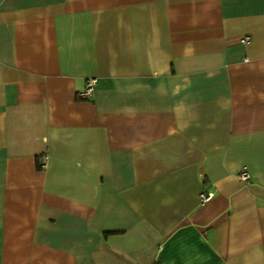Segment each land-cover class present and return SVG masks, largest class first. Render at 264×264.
Listing matches in <instances>:
<instances>
[{"label": "crops", "instance_id": "0c3cea01", "mask_svg": "<svg viewBox=\"0 0 264 264\" xmlns=\"http://www.w3.org/2000/svg\"><path fill=\"white\" fill-rule=\"evenodd\" d=\"M0 264H264V0H0Z\"/></svg>", "mask_w": 264, "mask_h": 264}, {"label": "built area", "instance_id": "2783aa9c", "mask_svg": "<svg viewBox=\"0 0 264 264\" xmlns=\"http://www.w3.org/2000/svg\"><path fill=\"white\" fill-rule=\"evenodd\" d=\"M243 43H248L249 38H245L242 40ZM95 87H96V79L90 78L86 81L85 89L84 91L80 94V97L82 100H88L93 97L94 92H95ZM48 166V156H43L40 160V167L41 169H46ZM240 179L248 182L251 180V176L248 173H242L240 175ZM212 199V194H202L201 195V201L203 203L208 202L209 200Z\"/></svg>", "mask_w": 264, "mask_h": 264}]
</instances>
